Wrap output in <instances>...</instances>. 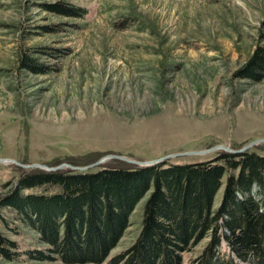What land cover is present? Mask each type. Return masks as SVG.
Segmentation results:
<instances>
[{
  "label": "rangeland",
  "instance_id": "obj_1",
  "mask_svg": "<svg viewBox=\"0 0 264 264\" xmlns=\"http://www.w3.org/2000/svg\"><path fill=\"white\" fill-rule=\"evenodd\" d=\"M58 4L87 13L72 18L49 9ZM258 48L264 0H0V158L81 167L108 154L147 162L217 145L239 150L264 139V79L238 76ZM25 57L47 72L28 70ZM247 151L264 156V143ZM23 170L0 163V197ZM149 193L108 259L138 237ZM0 217V233L19 252L45 249L13 210L0 208ZM220 252L230 254L223 241ZM0 264L64 263L0 255Z\"/></svg>",
  "mask_w": 264,
  "mask_h": 264
},
{
  "label": "trees",
  "instance_id": "obj_2",
  "mask_svg": "<svg viewBox=\"0 0 264 264\" xmlns=\"http://www.w3.org/2000/svg\"><path fill=\"white\" fill-rule=\"evenodd\" d=\"M49 9L72 18L87 13L72 5ZM22 64L34 74L47 72L33 59L25 57ZM238 76L253 82L264 79L263 48ZM111 161L84 172L23 170L11 191L0 197V208L13 210L46 247L21 253L0 233V255L64 264H182L183 255L208 237L188 264H264V156L219 151L212 159L183 164ZM222 185L220 204L213 210ZM149 191L138 237L108 259L135 206ZM222 241L228 257L220 252Z\"/></svg>",
  "mask_w": 264,
  "mask_h": 264
},
{
  "label": "water",
  "instance_id": "obj_3",
  "mask_svg": "<svg viewBox=\"0 0 264 264\" xmlns=\"http://www.w3.org/2000/svg\"><path fill=\"white\" fill-rule=\"evenodd\" d=\"M260 143H264V139H259V140L253 141V142L247 144L246 146L242 147L239 150H232V149H229L223 145H217V146L211 147L207 150L191 151V152H185V153H179V154H171V155L165 156L163 158H159V159L147 161V162L133 160V159L127 158L125 156H121V155L108 154V155H105L104 157L100 158L95 163H92V164H89L86 166H81V167L74 166V165H71L69 163H61V164L56 165L54 167H50V166H47L44 164H28V165H25V164H21L19 162L11 160V159H2V158H0V163L1 164L10 163V164H14L20 168H23V169H41V170H44L47 172H55V171H59V170H72L75 172H84V171H88L90 169L99 167V166H101V165H103V164H105L111 160H119V161H122V162H125L128 164L137 165V166H155V165H158V164L165 162L168 159L176 158L179 156H203V155H207V154H210V153H213L216 151H224V152L230 153V154H241V153H244L247 150L257 146Z\"/></svg>",
  "mask_w": 264,
  "mask_h": 264
}]
</instances>
